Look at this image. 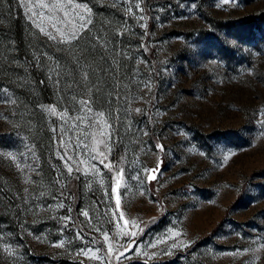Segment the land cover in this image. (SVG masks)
Returning <instances> with one entry per match:
<instances>
[{
  "label": "rangeland",
  "instance_id": "1",
  "mask_svg": "<svg viewBox=\"0 0 264 264\" xmlns=\"http://www.w3.org/2000/svg\"><path fill=\"white\" fill-rule=\"evenodd\" d=\"M81 2L93 24L79 48L90 50L94 74L91 83L80 81L69 91L72 78L49 71L55 60L75 67L72 53L58 51L68 46L41 34L21 0H0V264H264V0ZM97 35L107 49L92 48L87 37ZM117 83L121 88L113 87ZM94 84L102 91L92 89V107L111 113L112 135L100 150L105 163L124 170L119 209L112 171L89 160L69 176L57 155L65 152L62 127L70 129L66 143L71 137L88 151L97 144L84 135L91 130L71 128L75 119L65 125L44 111L54 106L76 117L72 96L86 99ZM69 215L72 221L61 219ZM169 229L181 235L171 237ZM132 231L135 237L124 235ZM158 238L166 242L149 247ZM180 241L186 246L167 254ZM133 242L128 259L108 256L110 243ZM86 247L100 248L97 256L104 259L77 255ZM137 248L162 254L149 259Z\"/></svg>",
  "mask_w": 264,
  "mask_h": 264
},
{
  "label": "snow or ice",
  "instance_id": "2",
  "mask_svg": "<svg viewBox=\"0 0 264 264\" xmlns=\"http://www.w3.org/2000/svg\"><path fill=\"white\" fill-rule=\"evenodd\" d=\"M225 3H228L229 0H224ZM21 6L25 8L26 12H30L31 15L29 19L31 20L34 27H36L41 34L47 37L49 41H52L55 45H65L68 46L67 49L58 48V51L67 50L72 53V59L74 62L75 67L71 69H66L64 65L60 63L59 60L53 61V64L49 66L50 73H54L61 78H65L70 76L72 78V83L68 85V90L72 91L74 88L79 87L80 81L85 83H91L90 77L94 74L93 72L89 71L90 65L87 64V57L91 54L90 50L85 46L84 48H79V44L81 41L86 39V34L92 32V17H91V9L88 7V4L85 2H81V0H41L38 5H34L31 2H26V0H21ZM138 7V6H137ZM131 10V9H129ZM143 19V17H141ZM88 42L92 44V48L96 49L98 47L107 49V41L104 40L103 37L97 35L93 37H87ZM79 48V54L73 51V49ZM43 56L47 57L48 60L52 61V57L48 55V53H43ZM81 57H83L84 62L81 63ZM37 59V63L39 64L41 61L39 58ZM103 59V57H102ZM113 63H119V61L115 60V54L113 55ZM99 67V66H97ZM101 73H103L104 69H100ZM79 73L80 80L76 79V75ZM52 78L51 75L49 77ZM117 81L121 79V77H115ZM99 80V77H97ZM43 83V81H42ZM57 84L60 83L59 80L56 81ZM131 83V81H129ZM116 89L121 88L120 83H117L113 86ZM126 87V86H125ZM146 88L150 87L148 84H145ZM95 88L96 93H100L102 89L99 87L98 84L91 85L88 89L90 95L86 99L77 100L76 96L73 95L71 99V103L73 105H78V107H73L72 111L78 113L76 117H71L68 115V110L66 109L64 112H57L56 107L54 106H44V111L48 112L51 115H58L61 120L65 121V125L69 120L75 119L77 123L71 125V128H80L83 129H90V132H84L85 136H92L94 141H97V144L91 148V151H88V145L83 142H78L77 144H71V137L69 141L66 143L64 139V135L67 133L68 128L62 127L61 128V137H60V146L65 147V152L63 155L57 153L59 158L64 162V166L67 169V173L69 176H73L74 171L76 173H80L82 170L80 168V164L86 163L89 160H95L98 164H102L105 168H108L109 171L114 173L115 184L111 187V194L116 195V206L119 209L120 199L118 196V190L121 187V178L124 175V170L121 168L117 171L116 167L113 166L110 162L105 163L107 156L104 151L100 150V146H108V139L111 138L112 135V125L108 123V118H110L111 113L106 114L103 111H95L92 107L94 101L92 100V89ZM117 99L120 98V92L116 93ZM131 99H135L132 97ZM131 102V101H129ZM11 103L15 104V100H11ZM136 112H140L141 109H135ZM264 123V121H261ZM131 125L129 124V129ZM55 131V129L53 130ZM147 135V132L144 133ZM107 137L108 139H105ZM71 148L72 153L75 154L69 155L68 148ZM156 147L163 151V146L157 144ZM31 151V150H30ZM9 155H11L9 153ZM34 155V153H33ZM228 156L224 157L225 162L228 160ZM15 160V157H12ZM75 165V168L73 167ZM17 168H20L21 165L17 163ZM31 169L30 165H26ZM91 169L93 174L99 171L95 164L91 165ZM35 171V169H31ZM89 169H84L83 174L87 175ZM159 166L157 169L150 170L149 174L147 175V180L151 182L152 180L156 179L157 177L152 175L151 172H158ZM75 179H79V176H75ZM139 177H132V179H138ZM55 184H59L60 188L63 189L64 185L60 179L54 180ZM91 187V185H89ZM27 191V189H25ZM45 193L41 192L40 196H44ZM65 195L63 191H61V196ZM55 198V197H54ZM111 198V197H109ZM51 207V206H49ZM58 208L63 209L65 204L63 202H59L57 204ZM73 209L71 207L68 208V212L71 213ZM81 215L85 217H89V212L87 210H83ZM115 216V213H113ZM61 219L72 221L71 215L67 217H61ZM123 219V214L121 213L119 218L116 221V227L119 228V220ZM128 222L125 221V224ZM133 225H135V221H133ZM99 231V229H97ZM143 231V229H141ZM171 233V237H178L181 233L177 231H173L169 229ZM124 235H130L131 237H135L137 233L132 231L130 233H124ZM77 238L84 239V236L81 233L77 232ZM104 241H109V234L104 233L103 236ZM166 238H158L155 243L149 244V247L156 248L158 245L165 243ZM63 242H61L62 244ZM135 242L133 244H129L127 247L124 245H119L118 247H114L113 244L108 245L107 254L109 257L115 255L117 261L121 258L128 259V253L133 251ZM186 246L182 241L179 243H173L171 247L168 249L167 254H171V249L177 247ZM123 249V250H120ZM4 251H6L9 255L13 254V250L10 246L5 245ZM100 248H96L93 250L92 248H83L80 250L77 255H83L85 257H89L91 254L92 259H101L103 260L104 257H98L97 253L100 252ZM136 254H142L148 256L147 253H141L140 250L136 249ZM162 253L153 252L151 256H148L149 259L160 255Z\"/></svg>",
  "mask_w": 264,
  "mask_h": 264
}]
</instances>
